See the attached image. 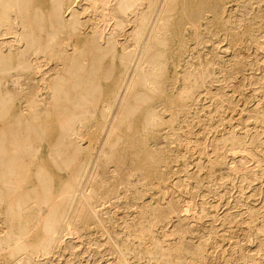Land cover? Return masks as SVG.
<instances>
[{"label": "rangeland", "instance_id": "obj_1", "mask_svg": "<svg viewBox=\"0 0 264 264\" xmlns=\"http://www.w3.org/2000/svg\"><path fill=\"white\" fill-rule=\"evenodd\" d=\"M33 1L50 14L52 0ZM87 3L63 0L62 11L83 10ZM90 11L83 16L88 30L71 37L80 50L69 44L71 30L61 29L62 47H55L47 66L71 76L73 61L93 48L96 70L88 74L97 77L102 99L95 116L83 122V147L70 168L51 157L58 121L51 114L44 122L48 133L38 142L26 187L38 184L39 165L57 192L79 161L89 163L75 198L58 218L50 253L32 264H264V0H173L165 13L166 43L155 44L164 51L165 93L153 94L152 104L110 135L108 127L100 132L99 109L112 97L126 36L112 56L106 44L90 38L98 19ZM133 25L127 23L126 32ZM29 80L38 84L39 73ZM2 81L0 89L14 100L11 114L27 117L29 96L12 86L7 72ZM151 105L165 122L160 132L144 130ZM119 112L117 105L113 114ZM6 210L0 201V236L29 219V241L42 238L38 219L47 216L46 208L35 218L39 209L28 207L21 220L7 217ZM0 264H14L8 249Z\"/></svg>", "mask_w": 264, "mask_h": 264}, {"label": "bare ground", "instance_id": "obj_2", "mask_svg": "<svg viewBox=\"0 0 264 264\" xmlns=\"http://www.w3.org/2000/svg\"><path fill=\"white\" fill-rule=\"evenodd\" d=\"M52 1V10L46 15L33 0H0V88L7 72L12 78V86L20 94L29 96L26 102L31 110L27 117L11 114L10 104L14 100L6 98L0 89V201L7 205L4 213L7 217L20 220L28 214V207L39 209L35 218L40 216L41 208L48 210L46 217L38 219L43 230L39 241H29L32 225L29 219L20 221L16 230L0 236V257L8 249L14 264H32L34 257L44 258L50 253L58 218L65 214L68 201L75 198L82 172L89 163V158L79 161L78 169L72 172L70 180L57 188V192L53 191L51 178L39 165L36 168L38 184L32 189L26 187L32 166H36L38 142L48 133L49 126L44 122L51 114L58 121L60 133L51 157L57 166L70 168L83 147L80 138L83 122L95 116L102 99L101 85L97 77L90 75L96 70L91 62L95 53L93 48L89 51L84 48L78 60L73 61L71 76L59 70L54 72L47 66L57 53L55 47H62L59 31L71 30L67 39L77 52L80 49L71 37L88 30L83 16L94 10L98 19L89 34L93 41L106 44L107 52L113 56L120 36H126L127 44L119 56L121 70L112 97L107 98L99 109L103 119L101 133L107 127L109 135L120 132V126H125L141 107H147L153 98H161L165 93L164 51L156 46L166 43L168 19L165 13L171 9L173 0H88L83 10L71 6L66 15L62 11L63 0ZM127 23L134 24L131 33L126 32ZM129 43H132V49ZM67 52V49L62 50L64 54ZM17 70L20 71L18 74L12 73ZM81 70L87 74L79 76ZM31 73H39L38 84L36 80H29ZM117 105L120 112L115 116L113 109ZM174 106L173 103L172 109ZM164 123L155 105L149 106L144 130L160 132ZM120 139L110 143V148L115 149Z\"/></svg>", "mask_w": 264, "mask_h": 264}]
</instances>
